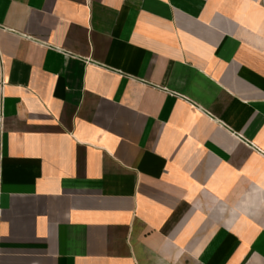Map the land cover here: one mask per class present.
<instances>
[{
    "label": "crops",
    "instance_id": "1",
    "mask_svg": "<svg viewBox=\"0 0 264 264\" xmlns=\"http://www.w3.org/2000/svg\"><path fill=\"white\" fill-rule=\"evenodd\" d=\"M0 264H264V0H0Z\"/></svg>",
    "mask_w": 264,
    "mask_h": 264
}]
</instances>
